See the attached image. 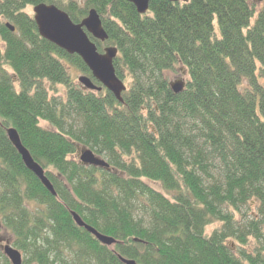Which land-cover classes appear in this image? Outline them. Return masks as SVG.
I'll return each instance as SVG.
<instances>
[{
  "label": "trees",
  "instance_id": "obj_1",
  "mask_svg": "<svg viewBox=\"0 0 264 264\" xmlns=\"http://www.w3.org/2000/svg\"><path fill=\"white\" fill-rule=\"evenodd\" d=\"M39 4L76 24L99 13L108 40L89 38L100 53L118 49L123 103L73 78L71 68L101 87L79 56L40 37L27 12ZM0 41V219L23 264H264V0H153L146 15L126 0H0ZM178 71L188 80L174 94ZM82 148L111 170L82 165ZM71 212L118 243L102 245ZM0 264H11L1 250Z\"/></svg>",
  "mask_w": 264,
  "mask_h": 264
},
{
  "label": "water",
  "instance_id": "obj_2",
  "mask_svg": "<svg viewBox=\"0 0 264 264\" xmlns=\"http://www.w3.org/2000/svg\"><path fill=\"white\" fill-rule=\"evenodd\" d=\"M132 4L139 15H146L149 12L150 4L153 0H126ZM171 3H187L188 0H168ZM34 21L37 25L39 35L42 39L55 45L70 56H79L92 74L93 79L98 82V87L94 81L87 76H80L78 83L91 92H101L103 89L109 91L116 100L123 103V94L127 91L126 84L117 77L114 68V60L118 56V49L115 47L106 48L103 53L98 51L89 35L99 42H106L108 35L103 27V22L99 13L92 9L88 17L80 24L74 23L68 14L54 5L39 4L33 8ZM12 32L15 28L8 24ZM170 87L174 94H181L186 88L185 81L171 83ZM8 137L20 154L25 167L34 174L43 186L57 197L52 183L46 176L45 170L33 159L30 152L23 146L16 129L7 130ZM79 160L86 167H96L111 170L110 165L105 160L97 156L92 150L82 148L79 151ZM71 215L79 228L86 230L95 237L102 245L112 248L118 242L112 237L99 233L95 228L87 225L84 220L75 212ZM4 255L11 264H23L22 253L14 248L10 242L2 247ZM123 264H137L133 260H127L119 256Z\"/></svg>",
  "mask_w": 264,
  "mask_h": 264
},
{
  "label": "rangeland",
  "instance_id": "obj_3",
  "mask_svg": "<svg viewBox=\"0 0 264 264\" xmlns=\"http://www.w3.org/2000/svg\"><path fill=\"white\" fill-rule=\"evenodd\" d=\"M27 12L30 15H33V8H28ZM0 47L3 48V44L1 43V41H0ZM70 71H71V73L73 75V78L76 79L77 82H78V78L80 76H84L82 73H80L79 71H77L74 68H71ZM168 79H169V83H175V82H178V81H185L186 82L188 80V76H187L185 71H183V72L178 71V72L169 73L168 74ZM128 84L129 83L127 82L126 85L128 86ZM16 87H17V90H18V86L17 85H16ZM60 92H61V95H59V96H61L63 98V96H65L64 90L60 89ZM41 125L43 127H48V125L46 123H44V122H41ZM99 157L101 159L105 160L106 162H108L107 159L104 158L103 156H99ZM150 185L154 189H156L159 192L163 193L164 195H167L166 192L164 191V189L161 187V185L153 184V183H150ZM255 212H256V208L253 205L245 207L244 209H242L241 213H238L237 217H236L237 220L240 223V227H242V226L245 227L248 224V222L250 220H252V217L254 216ZM221 226H222L221 223H218V222L213 224V225H211V226H209L208 229H207L208 235H211V233L214 230L221 228ZM13 240L14 239H13L11 233L6 230V228L3 226V223H2V221L0 219V250L3 251L2 247L5 246L7 242H10V244L13 246ZM249 243H250L249 246L251 245L250 249L252 250L253 246H254V241L251 238H249ZM227 244L230 247V249L232 250V252L238 256L239 250H241L242 246L239 243L233 242L232 240L229 241ZM245 249L248 250V246L245 247ZM22 256H23V260H24L25 257H26L25 254L22 253Z\"/></svg>",
  "mask_w": 264,
  "mask_h": 264
}]
</instances>
